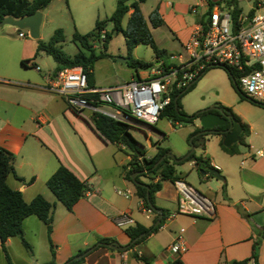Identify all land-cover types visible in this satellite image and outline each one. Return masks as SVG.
<instances>
[{"label":"crops","instance_id":"0c3cea01","mask_svg":"<svg viewBox=\"0 0 264 264\" xmlns=\"http://www.w3.org/2000/svg\"><path fill=\"white\" fill-rule=\"evenodd\" d=\"M134 1L137 0L127 4ZM236 1L238 4L243 0ZM211 2L213 6L209 9L207 0H159L156 6L159 16L179 46L173 54H168L153 38L158 49L168 55L182 54L200 19L215 9L228 10L226 0ZM193 7L197 9L196 14L191 13ZM5 40L9 38L0 37V147L13 155L15 175L22 179L19 181L10 175L6 183L21 192L26 203L41 196L53 205L50 233L47 225L36 216H29L22 222V238L31 251L25 249L19 238L5 242L12 264H65L80 251L95 247L102 238L111 239L120 246L129 245L125 229L115 225V218L126 212L134 226L140 224L148 228L154 225L156 217L136 196L134 185L124 179L123 166L130 156L123 152V146L111 144L99 136L88 110L91 117L86 116L87 120L71 111L62 97L41 89L54 78L56 66L47 68L46 73L41 72L37 64L41 57L36 59L35 43L22 42L20 49L15 50ZM5 44L9 47H3ZM17 61H28V66H33L35 71L38 67L39 71L30 75L22 63L25 72L18 71ZM157 63L155 58L154 65ZM144 75L146 72H138L130 80ZM99 83L92 79L89 86L112 87ZM240 104L235 110L230 108L240 125L247 129L242 144L238 138L237 153L230 155L219 147V151L206 149L203 154L209 165L225 179L218 181L220 185H212L208 183L211 177L201 178L215 205L214 217L177 215L168 220L167 216L177 207V200L172 183L163 182L161 190L155 194V206L166 211V218L157 232L125 252L96 247L78 264H143L135 259V254L151 264H169L178 259L183 264H229L251 259L254 252L258 264H264V238L258 234L264 226V105L247 99L240 100ZM216 138L220 143L222 138ZM108 146L125 158L117 161L113 153L111 160L105 159L108 154L101 159ZM59 165L65 166L87 187L83 198L70 211L56 201L46 186ZM191 165L196 169L194 161ZM140 180L149 182L147 177ZM116 191L128 193L127 198ZM179 238L185 251L173 253L169 247ZM14 246L15 260L12 257ZM251 262L254 264L253 259ZM0 264H7L1 244Z\"/></svg>","mask_w":264,"mask_h":264},{"label":"trees","instance_id":"16d2710c","mask_svg":"<svg viewBox=\"0 0 264 264\" xmlns=\"http://www.w3.org/2000/svg\"><path fill=\"white\" fill-rule=\"evenodd\" d=\"M53 0H0V22L7 18L20 19L34 14L38 10H44ZM146 0H137L127 4L128 0H117L116 7L113 13L103 21H97L94 29L85 34H74L73 41L78 47V53L73 57L66 55L57 45L64 41V36L61 30H57L48 42H42L38 40L37 53L42 52L47 56H50L56 67L54 69V76L58 71L63 68H82L87 75L88 84L91 86L92 73L94 64L99 59L106 57V53L96 55L93 44L95 40L105 42L111 35L105 31L106 25H112V32L122 33L125 38L128 54H130L138 45L143 44L148 46L153 51L156 60L162 61L164 69L168 68L169 55L164 51L158 49L155 41L151 35L150 29L146 20L144 19L139 4ZM209 3V9L213 4L211 0H207ZM226 6L230 11L233 22L236 24L237 18L242 13L236 0H226ZM132 11L128 17L126 25L123 27L122 21L129 11ZM210 14V13H209ZM149 24L152 28H159L163 25V20L160 18L158 8H155L148 16ZM103 38H101V33ZM25 66L26 61L21 62ZM153 63H146L144 61L135 60L133 66L135 69L146 70L153 66ZM228 75V79L232 88L239 95V100H249L239 87L238 77L239 75L228 67H223ZM211 68L204 70L201 75L194 81L189 89L180 93H174L172 95L171 104L163 111L162 116L168 117L174 124L177 123H193L197 117L194 115L188 116L184 113L179 104V98L194 88L197 81ZM137 75V73H136ZM178 96V99H174ZM252 103L258 104L253 100H249ZM261 105V104H258ZM217 107L224 113L231 116L240 124L239 118L231 111L230 108L222 105ZM75 114L74 110L70 109ZM92 125L95 131L101 138L108 141L111 144L124 147V153L130 156V160L123 166L124 179L131 182L135 188L136 196L143 202L147 210L156 215L154 223L157 220V213H155L149 206V203L157 210L160 211L162 218L158 226L144 227L140 224H136L133 227L125 229V234L128 236L130 242L127 250L134 248L139 243L143 242L148 236L158 231L163 225L166 218V211L159 209L155 206V194L162 188L163 182L173 183L175 180L180 179L177 174L176 166L183 162L190 161L186 159L181 163H175L170 157L167 156L170 153L169 149L156 147L155 155L152 157L146 156V151L143 145L137 142L130 133V127L117 122L104 115H95L92 118ZM226 128V127H225ZM242 134L239 137V143L242 144V138L246 134L247 129L245 125H241ZM201 131L200 128L192 134L191 143L195 148L201 146L204 148L205 137L210 134H198ZM220 136L223 140V135ZM222 140L219 143L220 148L227 154L233 155L237 153V144H233L226 148L222 144ZM164 159L158 163L159 159ZM196 166L197 171L203 170L208 172L213 168L209 165L208 160L203 155L195 156L192 159ZM156 163H158L156 165ZM13 175L17 180L22 181L15 175L13 167V155L4 148L0 147V244L2 253L6 259L7 264H12L8 251L5 247V242L11 238H19L22 245L31 251L30 246L22 238V222L29 216H36L42 222L47 225L48 233L51 232V210L53 205L46 201L41 196H36L29 203L23 200L21 192L11 189L7 183V177ZM134 179H131V176ZM199 175L203 177L200 173ZM141 177H147L149 182L144 183L140 180ZM210 178V177H209ZM157 179L156 181H153ZM148 187V190L145 186ZM46 186L53 194L56 201L62 204L68 211L72 210L73 206L85 195L87 187L85 183L80 181L70 170L65 166L59 165L53 175L47 180ZM148 193V200L146 194ZM258 234L264 238V226L261 227ZM134 241V242H133ZM101 244H107L113 242L111 239L102 238L99 239ZM256 247V244L254 245ZM102 245L97 247L101 248ZM110 251H115L110 248H106ZM95 250V249H94ZM126 250V251H127ZM87 250L80 251L78 255L85 253ZM86 256V255H85ZM84 256V257H85ZM83 258L75 261H68V264H78L83 261ZM135 259L143 264H151L147 259L134 255ZM254 260V264H258L257 254L254 252L251 259L243 261H233L229 264H247L249 261ZM50 264V263H49ZM169 264H183L182 261L175 260Z\"/></svg>","mask_w":264,"mask_h":264},{"label":"built area","instance_id":"2783aa9c","mask_svg":"<svg viewBox=\"0 0 264 264\" xmlns=\"http://www.w3.org/2000/svg\"><path fill=\"white\" fill-rule=\"evenodd\" d=\"M254 2L255 8L251 11L258 12L249 16L240 14L236 24L228 10L215 9L206 18L200 19L185 43L183 53L169 55L166 69L163 62L158 61L144 76L117 86L93 88L89 86L82 68H63L41 89L62 97L77 115L81 116L84 110H88L92 116L104 115L129 126L130 130L136 125L150 128L156 125L171 104L174 93L189 89L208 68L228 67L239 75V87L246 97L264 105V0ZM191 13H197L196 7L191 9ZM18 37H25L23 31H18ZM35 69L39 71L38 67ZM172 186L177 207L167 216L168 220L177 215L214 217L215 205L209 197L183 179L175 180ZM116 193L128 196V193ZM114 223L121 229L134 226L133 219L126 212L120 213ZM169 250L184 252L181 238L170 245ZM247 264L253 263L250 261Z\"/></svg>","mask_w":264,"mask_h":264},{"label":"rangeland","instance_id":"374dc122","mask_svg":"<svg viewBox=\"0 0 264 264\" xmlns=\"http://www.w3.org/2000/svg\"><path fill=\"white\" fill-rule=\"evenodd\" d=\"M132 0H128L130 3ZM159 0H146L141 5V13L146 20L153 38L156 40L159 48H164L168 54L174 53L178 49V44L175 41L171 31L166 26L152 28L149 24L148 16L156 8ZM117 0H53L43 11L42 21L39 28V41L48 42L49 39L57 30H61L64 36V41L57 46L68 56L73 57L78 53V47L73 41L75 33L85 35L94 29L97 21L107 19L115 10ZM253 0H243L238 3V6L243 15L249 16L258 11H251ZM128 16H125L122 25H126ZM105 31L110 33V37L103 43L98 39L93 41V47L96 55L106 53L107 56L99 59L94 64L92 79L99 81L101 86H117L126 83L132 75L136 76L138 72L148 73L149 69H135L133 61L139 60L146 63L155 64V55L148 46L143 44L138 45L130 54H128L125 38L122 33L112 32V25H106ZM24 39L18 38V31L9 25L0 26V37L6 36L9 40L7 43L15 48L20 49L22 42L31 41L36 45L37 63L42 73L48 71L47 68L55 67L53 59L42 52L37 53L38 40H33L29 37L26 30L23 31ZM102 38V35H101ZM9 44L3 47H9ZM0 48H2L0 46ZM172 53V54H173ZM118 59L127 60V63L120 62ZM25 68L30 72V75H36L33 66ZM18 71L25 72L20 62H16ZM179 104L184 113L188 116L194 115L200 110L209 109L217 105H225L232 110H235L240 104L239 95L232 88L228 75L223 67H214L207 71L195 84L194 88L183 94L179 98ZM229 105V106H228ZM107 109V106H104ZM88 119L91 117L89 112L85 110L82 115ZM87 116V117H86ZM87 119V120H88ZM88 124V123H87ZM89 125V124H88ZM130 130L133 138L146 149L147 157L155 155L156 146L170 150V153L179 159L184 157L191 148L190 141L193 133L199 128V123L195 120L193 123H177L174 124L168 117L162 116L156 125L150 128L141 125L132 126ZM216 135H208L204 140V148L198 146L195 148V156L203 155L206 149L209 151H219V139ZM217 139V140H216ZM103 157L111 160L112 154H116L117 161L125 158L115 148L108 146L103 150ZM121 171V169L119 168ZM177 174L180 178L204 196H208L206 182L201 180L198 171L191 165V161L183 162L176 166ZM208 183L220 185V182L210 179ZM167 186V185H166ZM132 188V186H130ZM122 191V189H120ZM123 199V198H122ZM165 204V203H163ZM164 206H167L164 205ZM151 224V221L147 222ZM15 243V242H14ZM21 251V250H19ZM10 253V252H9ZM11 254V253H10ZM15 260V246L13 255Z\"/></svg>","mask_w":264,"mask_h":264},{"label":"water","instance_id":"95a60500","mask_svg":"<svg viewBox=\"0 0 264 264\" xmlns=\"http://www.w3.org/2000/svg\"><path fill=\"white\" fill-rule=\"evenodd\" d=\"M252 8H255V2L253 3ZM42 11L43 10H38L37 12H35L32 15H29V16H26V17H23V18H20L17 20L10 18V17H7L0 22V26L9 25L13 28H16L17 31L26 30L31 39L39 40V28H40L41 21H42ZM246 24H247V22L245 23V25ZM118 60L120 62L127 63V60H123V59H118ZM211 68H214V67H211ZM177 99H178V96L174 99V101H176ZM215 111H217L218 113H215ZM195 116L197 117L196 120L199 123V128L201 129V131L198 134H201V135L210 134V135H216V136L217 135H223L222 144L226 148L237 143L239 135L242 132L241 125L239 123H237V121L235 119H233L231 116L223 115V112L217 106H214V107H211V108L205 109V110H200V111L195 113ZM222 127H224V128L226 127V128L223 130L219 129ZM190 143H191V141H190ZM194 152H195V147L191 144L190 151L184 157L177 159L171 153H168L167 156L170 157L172 160H174L175 163H181L186 159H190V161H192V159L194 157ZM163 159H164V157L160 158L158 163L161 162ZM158 163H156V165ZM199 173L202 176H209L212 179H215L217 181L223 182L225 180L224 177L221 176L220 173L215 169H212L208 172L200 170ZM134 176L135 175L131 176L132 180L134 179ZM143 186H145V185H143ZM145 187L148 190V187L147 186H145ZM146 198L148 200V193L146 194ZM149 206L155 213H157V220L154 223V226H158L161 222L162 215H161L160 211L155 209L150 203H149ZM101 245L103 247L110 248L113 250H117L119 252H125L129 247V245L120 246L117 242H110L107 244L97 243L95 245V247L88 249L85 253H83L81 255L75 256L70 261H75V260H79L80 258H83L85 255H87L94 248L101 246ZM65 264H68V263H65Z\"/></svg>","mask_w":264,"mask_h":264},{"label":"flooded vegetation","instance_id":"af4514ba","mask_svg":"<svg viewBox=\"0 0 264 264\" xmlns=\"http://www.w3.org/2000/svg\"><path fill=\"white\" fill-rule=\"evenodd\" d=\"M215 113H218L217 111H215ZM223 115H226V114H224L223 113ZM228 115V114H227ZM219 129H221V130H223V129H225L224 127H222V128H219Z\"/></svg>","mask_w":264,"mask_h":264}]
</instances>
